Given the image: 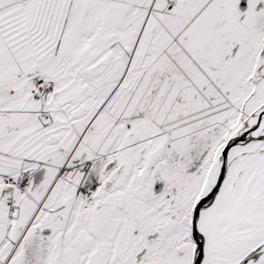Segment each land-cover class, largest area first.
I'll use <instances>...</instances> for the list:
<instances>
[{"label":"snow or ice","instance_id":"obj_1","mask_svg":"<svg viewBox=\"0 0 264 264\" xmlns=\"http://www.w3.org/2000/svg\"><path fill=\"white\" fill-rule=\"evenodd\" d=\"M0 264H264V0H0Z\"/></svg>","mask_w":264,"mask_h":264}]
</instances>
